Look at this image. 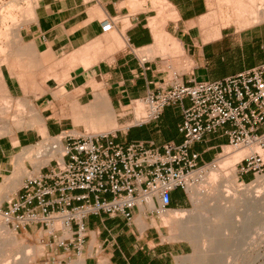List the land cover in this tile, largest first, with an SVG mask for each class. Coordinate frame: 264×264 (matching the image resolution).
I'll return each instance as SVG.
<instances>
[{
    "label": "crops",
    "instance_id": "crops-1",
    "mask_svg": "<svg viewBox=\"0 0 264 264\" xmlns=\"http://www.w3.org/2000/svg\"><path fill=\"white\" fill-rule=\"evenodd\" d=\"M107 19H113L115 26L102 32L100 23ZM263 30L264 21L240 28L231 10L219 3L216 8L215 0H163L162 6L152 0H37L32 18L15 32L18 44L0 74V95L10 105L31 103L28 107L42 123L33 129L10 128L0 136V185L14 173L22 150L38 144V132L48 137L74 130L96 133L86 131L89 125L82 118L95 119L103 129L98 133L112 134L116 141L122 138L121 143L139 141L148 148L180 144L179 107L165 108L157 121L142 127L125 120L131 116L126 109L148 93L168 87L172 71L188 83L217 81L263 65ZM162 43L176 47L179 54L159 56ZM226 143L215 134L192 150L209 162ZM25 161L23 168L36 175ZM189 206L188 195L180 190L172 193L170 211ZM132 215L131 222L90 216L84 223L86 238L79 257L51 247L44 258L56 264H76L79 259L82 264H178L188 245L167 239L161 220L165 215L144 209H134ZM35 232L42 233L24 231Z\"/></svg>",
    "mask_w": 264,
    "mask_h": 264
},
{
    "label": "built area",
    "instance_id": "built-area-1",
    "mask_svg": "<svg viewBox=\"0 0 264 264\" xmlns=\"http://www.w3.org/2000/svg\"><path fill=\"white\" fill-rule=\"evenodd\" d=\"M114 26L113 19L100 23L102 32ZM137 102L143 107L138 115ZM168 107L180 108V144L148 148L139 141L117 142L108 133L72 131L49 137L46 146L59 150V158L26 176L20 190L3 202L2 219L15 233L40 230L50 239L46 246L79 257L88 217L103 214L131 222L134 209L164 216L170 211L172 193L180 190L188 195L226 147L250 151L235 164L243 182L264 175V64L217 81L182 83L172 71L168 87L134 101L128 114L135 126L142 127L157 121ZM215 134L227 143L214 159L204 162L192 146Z\"/></svg>",
    "mask_w": 264,
    "mask_h": 264
},
{
    "label": "rangeland",
    "instance_id": "rangeland-1",
    "mask_svg": "<svg viewBox=\"0 0 264 264\" xmlns=\"http://www.w3.org/2000/svg\"><path fill=\"white\" fill-rule=\"evenodd\" d=\"M17 1L19 3L18 6L10 14L11 18L15 20L10 21L11 19H7L4 23L0 22V56H2L0 57V74L3 71L6 62H8L12 51H14L13 47H16V45L18 44V38L15 34L14 29L20 28V25L23 24L24 21L32 18L35 4L37 2V0ZM152 1L154 5L162 6V0ZM215 1L216 8L217 4L219 3L221 6L227 7L231 9V11H233L232 6H230L229 4L227 5V3L222 2V0ZM9 2L10 0H0V18L1 14H6L5 7ZM6 16H8V14H6ZM260 17L264 21V16ZM12 22H14V24H12ZM178 54L179 51L176 47H173L172 45H163V43L160 47V50L158 51V55L161 57H173L177 56ZM18 103L10 105V102L6 101V99L2 95H0V126L4 125L9 127L6 128L3 126L0 127V129L5 128V131H11L10 128L17 129L22 126H30L29 129H33L34 127H36V125L39 126L37 123H35V115L37 112L34 111V109L28 107L29 105H31V103H23L22 105H18ZM141 109H143V107ZM129 110L130 108L126 109V112H129ZM141 111L142 110H140V112ZM140 112H136L135 114L138 115ZM127 117L125 118V120H128V122L131 123L133 121L132 117ZM22 122L24 125H19ZM31 124L34 125V127ZM39 133L40 132H38V134ZM73 133L76 134L78 132H76L75 130L73 131ZM39 139L40 140L38 141V144L46 142L47 145L50 143V139L47 135H43L40 133ZM122 141V138L117 139V142ZM29 147H34L33 151L36 152V156H38L40 149L42 150L44 148H39L36 145ZM227 148L228 147H226V149L224 148L225 151H228L231 154L238 151ZM33 151L32 154L30 153L31 158L28 157V159L25 158L24 160H26L25 162H28L37 173L38 170L41 167L47 165L52 158L49 160H47L46 157L35 159ZM227 157L228 155H226V153L225 156L223 154L222 157L215 161V167L204 169L202 173V182L197 186V189L205 193L203 194V196L199 197L200 199L197 206V212L205 214V216L210 218L209 220L211 221V225L217 232V246H215L217 250L215 255L216 260L214 257L211 263L264 264V206L261 205L254 209L250 207L249 204H236L233 202L234 198L242 199L243 197L241 195V192L244 193L247 192V190L251 191L250 194L253 195L254 193L256 194V192L264 195V180L260 184L254 183L251 185V187L248 186L247 188L244 184L249 183V177L245 176V180L248 181L242 182V179H240L235 169V164L219 169V163L224 162ZM210 171L219 172L215 180L207 178V176H209L207 174H209ZM26 175H31V172L30 170H28V167L24 166L23 168L22 162L21 169L19 170L15 167L14 173L6 180V182L0 185V210H2L3 208V202L7 198L13 197L18 188L21 186L22 179L21 182L18 183V177H24ZM227 178H232L233 183L228 184L226 182ZM257 185L259 188H257ZM243 187H246L247 190L245 188L244 191ZM194 189H196V187H194ZM188 195L190 198V193H188ZM220 207H225L227 209V212L225 215V220L217 222L216 218L213 215L214 210L212 209ZM187 209H194L191 200L190 206ZM170 212L172 211H169L167 213L170 214ZM161 220L162 225L166 227V230L168 231V240L183 241L188 245L186 254L181 257L178 264H198L196 256H199L204 250L203 238H199L198 241H194L182 234V230L176 222L170 223L169 221L163 220V217H161ZM41 238L45 239L42 233L35 232L34 234H25L24 231H20L17 233L13 232L0 216V264H56V260H53L52 258H48L49 260H46L44 258V255L50 251L47 250L49 249V247L46 246L47 242L43 241ZM211 263L208 262V264Z\"/></svg>",
    "mask_w": 264,
    "mask_h": 264
},
{
    "label": "bare ground",
    "instance_id": "bare-ground-1",
    "mask_svg": "<svg viewBox=\"0 0 264 264\" xmlns=\"http://www.w3.org/2000/svg\"><path fill=\"white\" fill-rule=\"evenodd\" d=\"M222 2L227 3V5L229 4L230 6H232L233 11H231V12H233L232 13L233 21L240 28H243V27L245 28V27L251 26L253 24H257L260 21H263L260 16H262V17L264 16V0H222ZM18 4L19 3L17 0H12V1L10 0V2L5 7L6 8V14H8V16H6V14L5 15L1 14V18H0L1 23H4L7 19H9V20L11 19L10 21L15 20V19L11 18L10 14L18 6ZM12 24H14V22H12ZM19 29L20 28H16V29H14V31L18 32ZM0 57H2V56H0ZM18 107H20V106H18ZM141 108H142L141 104L139 102H137L136 108L134 110L135 113L140 112V110H142ZM87 110H89V108ZM34 111H32V112H34ZM35 116H34L36 119L35 123H37L40 126L42 123V120L37 115V113ZM99 119H101V118H99ZM94 120L95 119H91V118L90 119L89 118L88 119L82 118V122H85L89 125V126L87 125L88 129L86 131H88V130H91L93 132L97 131L96 133H93V134H99L98 131L101 132L103 129L99 127L100 129H102L100 131L97 127V123H95ZM104 120H102V122ZM96 122H98V121H96ZM98 124H101V123H98ZM19 125H21V124H19ZM25 125H26V123H25ZM32 126L34 127V125H32ZM25 128H26V126H25ZM104 128L106 129V127H104ZM111 128H113V127H111ZM111 128H110V130H111ZM115 128H116V126H115ZM4 129L5 128L0 129V136H2V134L5 135L8 132H10L9 130L5 131ZM19 129H21V128H19ZM40 133L44 135V133H42V132H40ZM36 146L39 148L40 147H42V148L44 147V148L42 150L40 149L38 156H36L35 155L36 152L33 151L34 147H28V148L22 150L23 152L21 154H19V156L16 157V160H15L16 162H14L16 169H19V170L21 169L22 162L25 158H27V159H28V157L31 158L30 153L32 154V151H33V154L35 155V159L36 158L39 159L41 157H46L47 160H49L51 158H56V157L59 158V154H60L59 150L58 151H51L46 146V142L38 144ZM37 147H36V149H37ZM225 149H224V156L226 153V155H228V157L226 158V160H224V162L219 163V169L220 168L222 169L225 166L229 167V166H232V164L238 163L242 158L247 156L248 153L250 152L248 149H240V151L238 150L237 152H235V153L233 152L231 154L230 152L225 151ZM218 173L219 172H217V171H210L209 174H207V175H209V176H207V178H209V179L211 178V180L212 179L215 180ZM20 178H21V176L18 177V179H20ZM263 180H264V175L259 176L255 180H253L247 184H244V185L248 188V186L251 187V185L254 183H257V184L262 183ZM226 182L228 184H232L233 179L227 178ZM245 188H244V191H245ZM247 188H246V190H247ZM257 188H259L258 185H257ZM250 192L251 191H248V190H247V192H244L245 194L243 192H241L242 193L241 195L243 198L242 199H235L234 198L233 202L236 204L246 203V204H249V206L254 208V209L258 206H261V205L264 206V195H262L259 192H256V194L254 193V195H253V194H250ZM189 193H190V200L193 203L194 209H192V210H190V209L174 210V211L170 212V214L167 213V215H165L164 218L166 221H169L170 223L176 222L177 225L181 228L182 234L185 235L186 237H189L190 239H192L194 241H198L199 238H203L204 250L202 251V253L199 256H196L197 261H198L197 263L198 264H208V262H210V263L212 262V260L214 259L215 255H216L217 250H216L215 246H217L216 245L217 244V242H216L217 241V232L214 230L213 226L211 225V221L209 220L210 218L205 216V214H201V213L197 212V208H198L197 206H198L199 199H200L199 197L203 196V194H205V193L201 192V190L197 189V187H196V189H194V187H191L189 189ZM247 193H249V194H247ZM212 210H214L213 215L216 218L217 222H221V221L225 220V215L227 212V209L225 207H220V208H216V209H212ZM0 216H1V214H0ZM215 260H216V257H215ZM213 263H214V261H213ZM77 264H82L81 259H79Z\"/></svg>",
    "mask_w": 264,
    "mask_h": 264
}]
</instances>
